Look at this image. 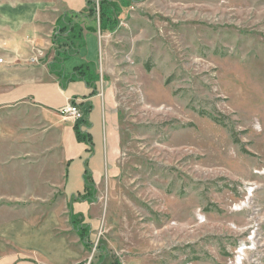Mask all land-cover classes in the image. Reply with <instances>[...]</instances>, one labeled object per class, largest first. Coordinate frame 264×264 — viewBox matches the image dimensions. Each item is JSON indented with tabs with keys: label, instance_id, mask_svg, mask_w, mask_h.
<instances>
[{
	"label": "rangeland",
	"instance_id": "374dc122",
	"mask_svg": "<svg viewBox=\"0 0 264 264\" xmlns=\"http://www.w3.org/2000/svg\"><path fill=\"white\" fill-rule=\"evenodd\" d=\"M114 4L97 63L114 169L88 207L83 263L264 264V0ZM75 22L100 32L99 16ZM10 109L0 210L67 216L64 200L41 204V132H2Z\"/></svg>",
	"mask_w": 264,
	"mask_h": 264
},
{
	"label": "crops",
	"instance_id": "0c3cea01",
	"mask_svg": "<svg viewBox=\"0 0 264 264\" xmlns=\"http://www.w3.org/2000/svg\"><path fill=\"white\" fill-rule=\"evenodd\" d=\"M90 1L99 0L0 1V52L11 67L5 82L0 77V87L9 85L0 95V105L11 108L9 130L2 132H41V178L37 182L41 204L64 200L68 211L66 216L59 205L53 206L41 211V219L34 222L14 211L0 210V215L7 214L0 217V264L83 263L86 249L69 223L70 214L91 226L88 207L97 204L98 187L105 177L110 179L114 169V118L108 98L101 95L97 73L104 33L85 30L84 47L63 64L67 79L79 68L90 67L98 78L95 89L82 79L63 81V89L50 66L56 58L53 36L58 20L67 13H85ZM74 100L91 108L90 128L83 130L91 134L92 149L78 141L76 124L59 114ZM87 172L96 190L94 203L79 199L88 194Z\"/></svg>",
	"mask_w": 264,
	"mask_h": 264
},
{
	"label": "trees",
	"instance_id": "16d2710c",
	"mask_svg": "<svg viewBox=\"0 0 264 264\" xmlns=\"http://www.w3.org/2000/svg\"><path fill=\"white\" fill-rule=\"evenodd\" d=\"M117 0H99L98 2H88L87 10L85 13H67L61 17L56 25V31L53 36V44L56 50L55 61L51 64V71L59 77L61 83L75 81L77 79L84 80L88 87L95 89V84L98 81V78L94 71L90 72V67H81L77 70L70 79L65 78L63 73V64L70 57L76 55L84 47V30L81 25L77 24L75 20L82 19V17L96 21L97 16L100 19V31L102 33L107 32V25L111 24L112 19L116 18V6L114 2ZM89 31L96 32L95 29H89ZM63 89L66 88V85L62 83ZM95 94V91L92 93ZM80 109L83 112L84 119L75 125L74 130L77 136V139L80 143L87 145L90 149L93 148V141L91 134L87 131L84 132L83 128L89 129L90 125L88 122V116L91 112V108H87L84 104H81ZM86 190L88 194L84 197L79 198L82 201H87L89 203L96 202L95 195L96 190L95 186L91 183L90 173H86ZM71 207V206H70ZM70 224L73 227L74 231L79 235L82 244L85 246L86 250H91L93 244L90 241L91 239V228L88 225H84L83 218L70 214ZM86 264V263H81Z\"/></svg>",
	"mask_w": 264,
	"mask_h": 264
},
{
	"label": "built area",
	"instance_id": "2783aa9c",
	"mask_svg": "<svg viewBox=\"0 0 264 264\" xmlns=\"http://www.w3.org/2000/svg\"><path fill=\"white\" fill-rule=\"evenodd\" d=\"M3 63H4V59H0V64ZM79 106H80L79 102H76L75 100L71 101L68 105H66L64 108L59 110V114L63 118L70 120L74 124H78L84 119L83 112Z\"/></svg>",
	"mask_w": 264,
	"mask_h": 264
}]
</instances>
